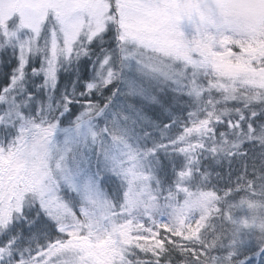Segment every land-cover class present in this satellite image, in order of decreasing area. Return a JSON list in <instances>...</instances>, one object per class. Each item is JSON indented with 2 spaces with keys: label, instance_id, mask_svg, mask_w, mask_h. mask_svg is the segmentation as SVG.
I'll list each match as a JSON object with an SVG mask.
<instances>
[{
  "label": "snow or ice",
  "instance_id": "6c2138e0",
  "mask_svg": "<svg viewBox=\"0 0 264 264\" xmlns=\"http://www.w3.org/2000/svg\"><path fill=\"white\" fill-rule=\"evenodd\" d=\"M0 264H264V0H0Z\"/></svg>",
  "mask_w": 264,
  "mask_h": 264
}]
</instances>
